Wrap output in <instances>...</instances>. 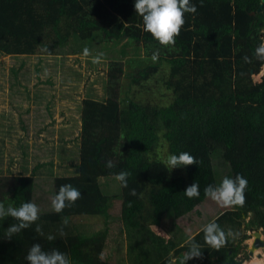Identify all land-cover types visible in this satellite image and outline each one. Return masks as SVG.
Instances as JSON below:
<instances>
[{
	"label": "trees",
	"instance_id": "16d2710c",
	"mask_svg": "<svg viewBox=\"0 0 264 264\" xmlns=\"http://www.w3.org/2000/svg\"><path fill=\"white\" fill-rule=\"evenodd\" d=\"M133 3L0 0L1 54H84L86 48L88 55L109 60L106 98L81 101L74 174L51 170L41 176L53 159L36 160L22 139L11 155L10 168L20 167L16 173L2 172L0 155V264H29L25 256L36 243L65 253L71 264H127L103 258L116 199L133 264H182L189 238L166 223L193 211L207 197L204 188L216 186L214 163L220 176L230 174V166L232 178L247 179L245 203L212 220L233 233L220 249L205 242L202 229L191 237L201 256L187 264H242L247 230L264 232V76L254 79L264 67L255 55L264 43V1L190 0L195 13L183 14L179 34L167 45L144 31ZM182 152L196 163L166 168V158ZM109 160L112 168L106 167ZM121 171L129 173L128 187L117 180V192L107 189ZM192 183L200 196L189 199L184 189ZM64 184L81 195L55 213L51 200ZM24 202L38 206L39 218L9 236L18 221L6 209ZM88 216L103 218V227L87 230L81 224L93 218ZM48 235L56 239L48 241Z\"/></svg>",
	"mask_w": 264,
	"mask_h": 264
},
{
	"label": "rangeland",
	"instance_id": "374dc122",
	"mask_svg": "<svg viewBox=\"0 0 264 264\" xmlns=\"http://www.w3.org/2000/svg\"><path fill=\"white\" fill-rule=\"evenodd\" d=\"M93 58L85 54L49 55L39 52L32 55H4L0 53V149H2L0 155L3 156L1 167L4 174L10 175L11 171L16 173L20 169L19 166V168H10L11 155L19 144L17 139H22L23 144L27 142L26 145L29 147H26L36 160L53 159L54 165L48 170L41 169L44 174L41 176L51 174V170L53 173H60L58 175L75 173L70 163L78 160L81 101L85 97L105 99L107 96L109 60L99 58L98 62L93 63ZM263 76L264 67L258 74H254V79L260 81ZM162 153L166 155L165 148L162 149ZM213 166L216 185H218L224 176H220L215 163ZM64 167L67 169H63ZM229 171L230 174L226 173L225 176L231 177L230 166ZM116 182L110 180L111 184L107 189L117 192L118 181ZM120 202V199H116L111 210V229L103 258L112 262L133 264L134 256L128 251L130 239L120 218ZM222 209L224 207L207 197L193 211L194 213L187 217H194L193 219L201 221V224L209 223L208 219L224 211ZM201 212L203 216L198 215ZM88 217L93 218H84L85 223L81 224L87 230H98L103 227V218ZM78 220L75 222L77 223ZM186 224H191L190 220L183 224L187 232V228L191 229L192 226L189 225V228ZM197 226L200 225L196 224L194 229ZM118 228L121 230L118 231ZM247 231L250 237L242 242V253L238 258L242 259V264H264V247L256 249L254 256L249 255L253 236L250 230ZM131 235L135 240L133 233ZM135 236L137 239L141 238L140 235ZM262 237L264 238V232ZM115 238H118L117 241L114 240ZM115 248H118L116 252H114ZM257 253H261L262 256L259 257Z\"/></svg>",
	"mask_w": 264,
	"mask_h": 264
},
{
	"label": "clouds",
	"instance_id": "9594fccd",
	"mask_svg": "<svg viewBox=\"0 0 264 264\" xmlns=\"http://www.w3.org/2000/svg\"><path fill=\"white\" fill-rule=\"evenodd\" d=\"M134 11L142 18L144 31L152 35L160 44L167 45L174 43V36L178 35L181 26L184 24V13H195V4L190 0H134ZM84 54L88 55V49H84ZM255 55L258 59L264 60V43L255 49ZM156 57L153 56V59ZM245 61L248 57H244ZM99 57L93 58V63L98 62ZM166 168L185 167L196 163L195 158L187 152L180 154H171L164 161ZM113 162L107 161L106 167L112 168ZM128 172L121 171L116 174L123 188L128 187ZM248 181L243 176L237 174L235 178L225 176L218 185H208L204 188V194L211 200L222 207L243 206L245 203V189ZM136 190L131 189L130 195L135 196ZM80 191L69 185L64 184L59 187L58 192L51 200V209L55 213H61L66 206H71L79 197ZM184 195L189 198L200 196L199 185L192 183L184 189ZM7 214L15 218L18 224L10 226L7 234L18 233L22 229L29 228L38 218V206L32 202H24L19 207L9 206ZM4 215L3 204H0V218ZM63 223H68L67 218ZM39 232V228L36 229ZM205 242L212 248L220 249L225 245L227 238L232 237L233 233H227L215 222L211 221L202 227ZM63 235V230H61ZM48 241L56 239L53 235L46 237ZM189 251L186 252L182 259V264H187L189 259L200 257L201 251L199 246L189 237ZM25 259L29 264H71L67 255L57 249L44 251L39 243L33 244L27 251Z\"/></svg>",
	"mask_w": 264,
	"mask_h": 264
},
{
	"label": "crops",
	"instance_id": "0c3cea01",
	"mask_svg": "<svg viewBox=\"0 0 264 264\" xmlns=\"http://www.w3.org/2000/svg\"><path fill=\"white\" fill-rule=\"evenodd\" d=\"M207 198V197H206ZM205 198V199H206ZM205 199H203L199 204H197V206L195 207V209L193 210V211H195L196 209H197V207L198 206H200L203 202H204V200ZM217 204V203H216ZM236 208V206H229V207H224V209H222V210H224V211H226V210H233V209H235ZM193 211H191V212H189V213H187V214H185V215H182L181 217H179V218H177V219H172V221H171V226L173 227V230H177V228L178 227H180L181 229H182V231L179 233V237L180 238H189V237H192L193 235H195L199 230H201L202 229V227L204 226V225H206L207 223H203V224H201L200 222L201 221H199V220H197V219H193L194 217H187V216H190V214L193 212ZM224 211H222L221 213H223ZM199 212V211H198ZM194 213V212H193ZM221 213H218V215H220ZM198 215H201V216H203V212H201V214H198ZM218 215H215L214 217H212V218H210V219H208L209 220V222H211L213 219H215V218H217L218 217ZM185 217H187V219L185 220V221H182V219L183 218H185ZM200 218H202V217H200ZM188 220H190V222H191V224H189L190 226H192L191 227V229H188L187 228V232L184 230V228H185V226L183 225L185 222H187L188 223ZM174 223H175V225H174ZM183 223V224H182ZM196 224H199L200 226H197L195 229H194V227H195V225ZM186 225H188V224H186ZM188 225V226H189ZM190 226H189V228H190ZM249 233V232H248ZM182 234V235H181ZM143 235L144 234H141L140 236H141V240L143 239ZM183 236H185V237H183Z\"/></svg>",
	"mask_w": 264,
	"mask_h": 264
},
{
	"label": "water",
	"instance_id": "95a60500",
	"mask_svg": "<svg viewBox=\"0 0 264 264\" xmlns=\"http://www.w3.org/2000/svg\"><path fill=\"white\" fill-rule=\"evenodd\" d=\"M264 1V0H263ZM250 233L253 235V241L249 246V255L254 256L255 255V250L261 247H264V238L262 229H250ZM257 255L260 257L262 256L261 253H257Z\"/></svg>",
	"mask_w": 264,
	"mask_h": 264
},
{
	"label": "flooded vegetation",
	"instance_id": "af4514ba",
	"mask_svg": "<svg viewBox=\"0 0 264 264\" xmlns=\"http://www.w3.org/2000/svg\"><path fill=\"white\" fill-rule=\"evenodd\" d=\"M251 229H254V228H251ZM249 230H250V229H249ZM262 232H263V231H262ZM252 236H253V235H252ZM252 236H251V237H252ZM248 237H250V234L248 235Z\"/></svg>",
	"mask_w": 264,
	"mask_h": 264
}]
</instances>
